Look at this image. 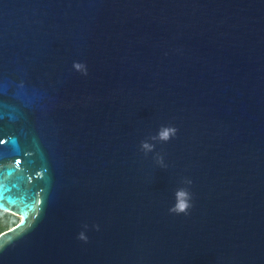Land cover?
Returning <instances> with one entry per match:
<instances>
[{
	"label": "water",
	"instance_id": "water-1",
	"mask_svg": "<svg viewBox=\"0 0 264 264\" xmlns=\"http://www.w3.org/2000/svg\"><path fill=\"white\" fill-rule=\"evenodd\" d=\"M0 212V264H264V0H0Z\"/></svg>",
	"mask_w": 264,
	"mask_h": 264
},
{
	"label": "trees",
	"instance_id": "trees-1",
	"mask_svg": "<svg viewBox=\"0 0 264 264\" xmlns=\"http://www.w3.org/2000/svg\"><path fill=\"white\" fill-rule=\"evenodd\" d=\"M19 221V217L0 212V233L13 227Z\"/></svg>",
	"mask_w": 264,
	"mask_h": 264
},
{
	"label": "clouds",
	"instance_id": "clouds-1",
	"mask_svg": "<svg viewBox=\"0 0 264 264\" xmlns=\"http://www.w3.org/2000/svg\"><path fill=\"white\" fill-rule=\"evenodd\" d=\"M75 67L77 69H79L80 68V65H76ZM174 132H175L174 129L165 130V131H163L160 134V138L161 139H164V140H167L171 134H174ZM143 147L147 149V148H149V145L148 144H144ZM186 208H187V203L186 202H182V203H178V205L174 206L172 209H170V211H173V212H183V211L186 210Z\"/></svg>",
	"mask_w": 264,
	"mask_h": 264
},
{
	"label": "snow or ice",
	"instance_id": "snow-or-ice-1",
	"mask_svg": "<svg viewBox=\"0 0 264 264\" xmlns=\"http://www.w3.org/2000/svg\"><path fill=\"white\" fill-rule=\"evenodd\" d=\"M182 203V202H181ZM21 215H23V213H21Z\"/></svg>",
	"mask_w": 264,
	"mask_h": 264
}]
</instances>
